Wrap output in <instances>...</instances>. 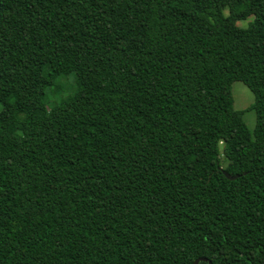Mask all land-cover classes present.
<instances>
[{"label": "trees", "instance_id": "obj_1", "mask_svg": "<svg viewBox=\"0 0 264 264\" xmlns=\"http://www.w3.org/2000/svg\"><path fill=\"white\" fill-rule=\"evenodd\" d=\"M197 258L264 264V0H0V264Z\"/></svg>", "mask_w": 264, "mask_h": 264}, {"label": "rangeland", "instance_id": "obj_2", "mask_svg": "<svg viewBox=\"0 0 264 264\" xmlns=\"http://www.w3.org/2000/svg\"><path fill=\"white\" fill-rule=\"evenodd\" d=\"M31 79L35 82L37 80L36 75H33ZM74 79L73 74L62 77L61 81L53 86L52 91L48 92L51 101L60 102L67 99L76 87L75 85H77L74 84ZM231 94L233 107L238 110H243V120L247 128L252 132L255 124V111L249 107L254 101L253 92L243 82L234 81L231 86ZM220 151L223 155L224 147L222 144L220 145Z\"/></svg>", "mask_w": 264, "mask_h": 264}, {"label": "water", "instance_id": "obj_3", "mask_svg": "<svg viewBox=\"0 0 264 264\" xmlns=\"http://www.w3.org/2000/svg\"><path fill=\"white\" fill-rule=\"evenodd\" d=\"M224 174L229 178V179H234L236 176H230V175H228L226 172H224ZM200 260H207L206 258H197V259H195V261L193 262V264H198V262L200 261Z\"/></svg>", "mask_w": 264, "mask_h": 264}]
</instances>
